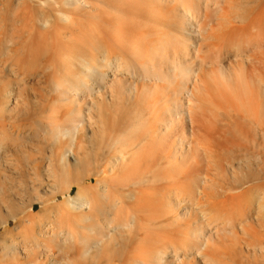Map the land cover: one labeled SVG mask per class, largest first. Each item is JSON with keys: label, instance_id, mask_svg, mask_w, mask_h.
<instances>
[{"label": "rangeland", "instance_id": "374dc122", "mask_svg": "<svg viewBox=\"0 0 264 264\" xmlns=\"http://www.w3.org/2000/svg\"><path fill=\"white\" fill-rule=\"evenodd\" d=\"M89 1H90V5H88V6H83V5L78 6V5H74V3H71V0H69L68 2L71 5L69 4V7H67L68 5L66 6V4L62 5V3H64V0H0V264H145L143 261L144 259H142L141 256L146 257L147 255L150 256L153 254H156V255L155 256L153 255L150 257L149 264L150 263L151 264H158V262H157V253L158 252L157 251L160 252L162 250H164L166 253L160 255L162 258V261L160 264H203L201 261V258H202L201 256L203 253H207V252H209L208 254H210V253L212 255L214 254L215 258L217 257L216 258L217 260L216 259L214 260L217 262V264H219V263H221V264H264V251H263L264 250V246H263L264 245L263 244L264 236H262L263 235L262 233H264V225H263L264 224V186H263L264 183H262V182H264V180H263L264 179V169H263L264 168L263 167L264 166L263 165L264 164V158H263L264 156L262 154V152L264 151V147H262L264 144L263 143L264 135H262V134H264V133H262V131H264V130H262L261 127L257 128V126L256 125L254 126V124L252 122H249V121L247 122L246 120L243 121L244 120L243 118L233 116L232 118L229 119L227 117V114H226L227 113L226 111L229 110V108L226 111H225V109H223L222 110L223 112L221 111L220 113L217 111V113H219L221 115H223V113H224V115H223L224 117L221 116L222 118H219L220 116H218V115H217L218 117H214V115L216 116V114H217V113L214 114L215 111H214V113L210 112V115H209L210 118L212 115L213 119L214 118L220 119V123H218V121L216 119H214V121L218 123V129H217V133L215 135L216 140H214V139L211 140L214 143L212 145L216 146L215 149L211 148L212 152H214L213 155H215V157L213 155L212 156L207 155L210 153L212 154L211 150L207 154L193 152V154L190 155L192 158L195 159L194 160L195 165L196 166L200 165V167H202L201 173L203 175L200 173H196L194 176L187 178V172H188V170H190L192 168V166H189L188 164L183 166L182 172L180 174V179H182V180L184 179V182H189V183L197 180L198 187H197L196 193L193 192L190 195H188V194L182 195L179 198L178 202L174 203L173 206H171V208L174 209L173 212H171V213H173V215L175 214L176 216H180V219H182L179 221L180 224L177 223L178 227L176 226V228L178 230L181 227V229L179 231L191 230L192 232L195 233V231L197 230L196 226H198V225H200V228H201L202 224H204L208 227L207 229L204 230V237L202 238L203 241L201 240L200 244L196 245V243H194V242H193L194 244L191 243L190 246L186 245L185 242H181L179 244L178 240H179V238H181L180 237V236H182V234H181L179 237H177L178 240H176V237L174 238V240L177 241V243H176L177 246L182 244L181 247L179 246L182 251H180V252L177 251L179 255L174 256V248L171 247V245H173L174 243H172V244L170 243L171 240H169V237L171 238L172 235H169V234H171L172 232H175V235H176V233L179 231H177L176 228L173 229L168 224L172 223V220H174L173 217H175V216H171L172 214L169 213V214H167L168 216L166 215L168 218L171 216L169 219L164 216L165 219L161 218V219H159V221L148 220L149 218H147L146 214H148V217H149V216H151L152 213L156 214V212H158L159 210L161 211L163 208L168 207L167 199H168V194H169L170 188L168 187L169 186L168 184L165 185L167 183L166 182L167 180H165V179L162 182H157V183L145 182V183H142L140 185H138V184L132 185L131 184L129 186H127V182H126L125 178L122 180H116L113 183L110 182L112 184V187L114 186L113 189L115 188L119 192L128 193V192H131V191L134 192L135 190H137V191H135L137 193V196H135V198H134V195H136V193L134 192L135 194L134 193L132 194L133 198H131V200L128 202V206L133 207L132 208L133 210L130 211V212H132V214L134 211V214L138 215L137 216L138 225H137V222L134 223V225L129 227V230H125L126 231L125 233H124V231L120 232V231H115L112 229L109 230L108 228H105L103 230H100L97 234H93V233L91 234V232L87 229V227L86 228L84 227V226H88L94 222L97 223L98 221L102 224L104 221V218H106V213H105L106 210H104L103 212L101 210L96 212V218H94L90 221L89 220H87V221L83 220L80 217H79L78 221L77 220L73 221L71 218H69L66 215V213H64L61 210V207L63 206L62 202L64 199V195L60 193L61 190H64L66 187H68L70 185V183H72L76 178L83 180V177H85L89 173L97 172V171L103 169L104 165L109 161V159L112 156H114L115 152L117 151L116 150V149H118L117 146H115L113 148H109L106 146L107 139L102 138L103 137L102 135H105L104 132L108 131V133H109V130H113L114 128L117 127L118 122H119L120 126L122 127V129L127 128L128 126H130L131 122H134V120L136 118V115H135L136 111L139 109L144 111L146 109V106L144 103H141V102H138L137 100H134L133 97H132V100L129 99V96H128L129 92H127V91L129 90L128 87H130V83L133 84L132 78L129 79L130 83L129 84L127 83L128 85L126 83H123V82L121 85V82L117 81L118 82L117 86L119 85L118 91H121L120 92L121 94L118 95L117 97H115L116 101L114 100L112 102L113 103L112 104L111 102L99 100V103H100L99 105L101 107L99 111L102 110L101 113L103 114L104 122L106 124L104 123L105 124L104 129L101 131L100 135H97L96 140L94 139L95 137L91 136V133L88 129V126H90V124L87 122L88 117H86V119H85L84 127L82 125L80 127H77L76 132H71L70 134H68V130L63 129V130H65L64 134H57L56 130L58 128L61 129L63 127L67 128L70 126V125H68L70 123V119H68V118L70 116H72L75 111H78L77 110L78 107L86 116L91 111V101H93L95 99V97H97L96 95H98V94L110 95V91H108L105 87V88H101L100 92H98V90H99L98 89L97 91H95L93 93H88L86 95H79L77 102H72L71 100L65 99L62 90L60 89V91H59V89L56 87L55 83L58 81L57 79L65 80L68 77V79L70 78L71 80H73V79L78 80V79L84 78V77L87 78L88 77L87 75L89 74V72H88V69H86L85 66L83 65L84 60L82 61V55L87 56L90 59L91 58L93 59V57L95 55H96L95 57H99L102 55L101 51L104 50L105 46H103V49H101L100 47H102L101 44H104L105 42H104V40L102 41L104 43H102L100 41H101V39H103L102 33H105V31H106V34L107 33L110 34L111 32L114 34V37H115L114 39L116 41L118 40L119 46H121L120 45L121 43L126 42V40H127V43H129V42L131 43V44L129 43L130 45H134L133 42H135V43L140 42L141 45L144 46L143 48L146 47L145 48V51H146V49L151 44L149 42L150 44L148 45V42H147V45H148V47H147V45L145 44L147 39H148V41L152 42V41H155L154 39H156V37H157V36H152L151 32L156 31L153 28H154V24L158 22L157 18H155V15L157 16V14L159 13L158 11L162 10V11H164V13L166 11L172 12L173 10H176L180 7L182 9V6H183V5L178 6V3H175V2H179V4L184 3V6L187 5V3H188V0H145V1L144 0H137V2H136V0H130V1H128V0H89ZM208 1L212 2L213 0H194L193 3H195V4L192 3V0L190 1L191 4L193 5V6L192 5H190V6H192V8L194 7V9L192 11L196 17V21L194 20L195 24L193 23V25H192V23L188 22L190 25H188V28H187L188 31L187 32L190 33L191 36L196 37V35H198V38H201V36H202L201 34H203V31H204V34H209V31H207V28L209 27V25H210L209 23L211 22L210 26H213L212 24H214L213 29L215 28L214 29L215 31L213 32L212 31L213 29L211 27H209L208 30L211 29V32L213 34H218L219 38H220V36L223 34V32H225L227 29L223 30V32L221 31L222 27L225 28V24L222 23L224 20L221 19L220 16H218V19H217V17H216L217 13H219V12H220V14L224 13V12L226 13V11L223 12V10L227 6V9L232 8L231 13H229V17H227L226 15L228 14V12L230 10L227 12V14H225L226 18H230V15H233L232 13H234V11H236V8L238 10L239 7H240L239 9H241V8L243 9L245 7L244 6L245 0L244 1L243 0H240V1L237 0L235 2H234V0H232L234 2L235 6L233 4H231L229 2V0H219L220 6H218L217 9L214 6L212 7L211 5L208 6L209 5ZM142 2H145V4L147 3L146 4L147 7H145L146 5L144 3L142 5ZM165 2L168 4H165ZM228 2L230 3V6H229ZM246 2H248V1H246ZM255 2H256V0H255ZM149 3H150V5H149ZM161 3H163L164 5H162ZM205 3H207V4H205ZM50 4H52V5H50ZM252 4H255V3H249V2L247 3V5H249L251 7H252ZM63 6L65 8H67L66 9L67 13H70L73 15V16L71 15V17L75 16V18H73V23L71 22V24L70 23L67 24V22L65 21V24H64V21H62V20L60 21L59 11H61V8ZM140 6L141 7L143 6L142 9H140ZM153 6H154V8H153ZM156 6H157V8H155ZM174 6H178V7H174ZM151 7H152L153 11H155V12H153L150 9ZM220 7H224V8H222L223 10ZM251 7L247 6V10H245V8H246L245 7L244 11H246V12L250 11V14H251L253 12V10H248ZM57 8H59L60 10L57 11ZM65 8H63L62 10L65 11ZM144 9H145V11H144ZM155 9H157V10H155ZM150 11H152V12H150ZM176 11H175V14L171 15V16H174V18L172 17V19H175L177 17ZM244 11H243V13H244ZM167 12H166V14H167ZM207 12L209 13V15ZM246 12L244 14H246ZM160 13H163V12L160 11ZM160 13L158 15H160ZM164 13L158 17L161 18L162 15L165 17L166 14L164 15ZM240 13L241 14L238 15L239 16L238 18L244 16V15L241 16L243 14L241 11H240ZM253 13H252V15H253ZM112 14L116 15V16L114 15L115 16V22L112 20V18H113ZM136 14H137V16H136ZM150 14H153L154 17ZM238 14H239V12H238ZM247 14L250 15L249 13H247ZM247 14L245 15L246 19L251 18V16L249 17ZM235 16H237V15H235V13H234V16H232L233 19L227 20L225 18L227 20L225 22L228 23V22L233 20V23L236 24V22L240 21L241 19L236 20L237 17L235 18ZM133 17H135L136 19ZM164 17L161 18L162 20L159 19L161 21V23H163V21H166V19L171 18L170 14L168 17H166V19ZM117 18H118V20H116ZM148 18H150V19H148ZM206 18H208V20H210V21H208L209 23L206 22ZM244 18H242L243 22H244ZM49 19H50V26H49ZM177 19H181V17L180 16L177 17L175 19L174 23H176L178 21ZM204 19H205V21H204ZM153 20H155V21H153ZM168 20H170V19H168ZM53 21H56L57 23L53 22ZM134 21H136V22H134ZM144 21L145 22L151 21L150 22L151 24L149 23L147 25V23H144L147 26L146 27L144 26L141 28V30L145 29L144 31H145V34L147 33V35H149L148 32H150V37L144 38V41H143V35L145 36V34H141V33H143L142 31L137 32L139 29L137 30L136 26L139 27L138 26L139 24H140V27H141V25L143 26ZM180 21L181 20H179L178 22L180 23ZM218 21H219V24L221 23L224 26H219ZM220 21H222V22H220ZM171 22H173V21H171ZM44 23H46V24H44ZM60 23H62L65 26L67 24V26H66L67 29ZM137 23H139V24H137ZM205 23H207V25L208 24L209 25L206 26ZM238 23H237V25H238ZM133 24L135 26H133ZM152 24H153V26H151ZM164 24H166V22ZM202 24H204V27H202L203 26ZM241 24H239V25H241ZM45 25H47V26H45ZM52 25H54V27ZM228 25H231V24L229 23ZM60 26H63V27L60 28ZM151 27H152V29H151ZM55 28H56V31L52 32L51 30H54ZM59 28L61 29L60 33L62 32L61 33L62 36L66 37V38L62 37L61 35H59L60 33H58V35L61 37V39H63L62 43H61V40L58 38L59 36L57 37V32H59ZM96 28H98V30ZM226 28H227V25H226ZM62 29L66 32L64 33ZM200 29L202 30V33H200V31H201ZM218 29H220V31ZM95 30H96V32H95ZM131 30L132 31L137 30V31H135V33L133 31V33H132ZM162 30H163V28H162ZM205 30H206V32H205ZM75 31H77V32H75ZM102 31H104V32H102ZM124 31L127 34L126 33L124 34ZM165 31L166 30H164L163 35H165ZM48 32L51 34H49ZM67 32H68L69 36L66 34ZM97 32H100L101 34L99 35ZM54 33H56L54 36H50V35H53ZM63 33L66 35H64ZM71 33L73 36L75 34V36L73 37L71 35ZM137 33H139V35H136ZM212 33H210L209 35L203 34L206 37L204 39H202V42L204 43V44L201 43L202 45L206 46L205 42H204L206 40L207 41L208 40L212 41V39L214 40V38L210 39L211 37H213V35H211ZM113 34H111V36H113ZM115 34H116V36H115ZM79 35L81 38L78 37ZM140 35L142 38L140 37ZM210 35H211V37H208ZM111 36H108V39L112 40L113 37H111ZM204 36H202V37H204ZM54 37H57L60 41L55 39ZM87 37L90 39H88ZM127 37L129 39H127ZM207 37L209 39H206ZM52 38H53V40L55 39L56 42L53 41ZM150 38L152 40H149ZM219 38L218 39L215 38V41H216L218 46L220 45ZM79 39H81V40H79ZM138 39H141V40L137 41ZM68 40L69 41L71 40L75 44L73 45L70 41L71 45H70V47L67 48V46H65V44L68 43L67 42ZM63 41L64 42L66 41V43L63 44ZM57 42L58 43L60 42V44L62 46L59 44L60 45L59 47L62 48L63 51L64 50L68 51V50H66V48L72 49V47H75L76 49H78V50L74 49L75 51L70 49V51H74L77 53V55H76V53H75V56L73 55L74 58L71 59L70 62L66 61V64H67L66 66H68V63H70V67L69 66L65 67V65H63V64H65V60L63 61V60H56L55 59V57H54V55L56 56L55 51H59V50H57L58 47L55 46L56 45L55 43H57ZM70 43H68L66 45L69 46ZM82 43H84V46ZM113 43H115V42H112V44ZM93 44H95V46H94L95 48L93 47ZM116 44H117V42H116ZM206 44L209 46L211 43L208 44L206 42ZM35 45H38V47L37 46L35 47ZM53 45L57 49H55ZM75 45H77V46H75ZM214 45H215V43H214ZM214 45L211 44L209 47L212 48V46H214ZM232 45L233 46H230V49L232 50V52H234L237 49L244 50L246 47L243 44L238 45V42H235V44L232 43ZM234 45H235V47H237V46L238 47L236 49H233ZM26 46L28 48H26ZM115 46L117 47L118 44ZM204 46H202V47H204ZM218 46L215 45L214 47L217 48ZM52 47L55 49V51H54V49H52ZM63 47H64V49H63ZM78 47H80V48H78ZM207 47H204V48L206 49ZM46 48H48V49H46ZM261 48H262L261 51H264L263 50L264 45H263V47L261 46ZM24 49L25 50L27 49L29 52L27 50L24 51ZM36 49H38V50L40 49L39 50L40 52L38 50L35 51ZM209 49L208 50L206 49L207 52L209 51ZM256 49L258 50V48H256ZM30 50L33 51L32 53H34V51H35V53L30 54L31 53ZM45 50H48L50 52H46ZM206 50H205V52H206ZM257 50H255V49L253 50V53H254V51H256L254 54L252 53L254 57L251 55L249 56V54H251V53H249L250 50L245 51V52H248L249 54L244 53V52H240L239 55H235V56L233 55V56H230L228 58H227V56H225L226 60L224 61V65H226V64L228 66L233 65L235 67L236 66L238 67V65L239 64L241 65L242 63L247 65L250 62L252 63V58L254 59L257 56V59H256L257 61L254 59L256 61V63L253 62V65H254L253 68L257 69L255 66L260 63V62L258 63V59H259V61H262L264 58V56H262L263 58L261 60V58L258 57L257 53H261V51H260V48H259L260 52H258ZM70 51H68V52H70ZM24 52L26 53V55H24L25 54ZM78 52H79V54H78ZM118 52H121V50ZM200 52H201V54L203 53V51H200ZM207 52H206V54H204V53L202 54V58L199 57L200 58L199 61H203L205 59V57L203 55H206L207 57L210 55L209 57H211L212 53L207 55ZM250 52H252V50ZM37 53H38V55H37ZM45 53L48 55V57ZM49 53H53V55H50ZM58 53H57V55H58ZM70 53H72V52H70ZM64 54L62 53V57ZM72 54H71V56H72ZM263 54H264V52H263ZM59 55H61V54L59 53ZM128 55H130V54L128 53ZM198 55H200L199 52L197 53L196 58L193 60L197 61L199 59ZM246 55L248 56V58H246ZM35 56H37V57H35ZM51 56H52L53 60H51ZM29 57H31L32 59ZM59 57H61V56H59ZM46 58H49V59H46ZM54 60H55V62L60 61L59 64H61L59 71L57 69V73L55 72L56 68H57L56 63L53 64ZM43 61L45 62L44 63L45 65L43 64ZM49 61L52 62L51 66L55 65L56 67L54 66L51 68L49 66V63H50ZM196 61H193V63H194V66H196V68L198 70V67H200L199 64L201 65V62L199 63L197 61V64L195 65ZM23 62H25V63H23ZM213 62H215L214 63L215 66H213V63L211 62L212 67H210L211 66L210 63H208V64H210V66L207 65V63L202 64L205 67L203 70L205 71L207 66L209 68L207 67L205 72H207L208 69L210 71L211 68L213 69V67H215L216 69L214 68V70H216V71L211 70V71H213L212 73H214V72L219 73V71H220L219 69H221V64L220 65H219V63L217 64L216 63L217 61H213ZM262 62H261V67H262ZM46 63H47V65H46ZM193 63H191V64H193ZM251 63H250V66H252ZM244 64L242 65V67L246 66ZM21 65L24 66L25 68L23 67V69H22ZM62 66L65 67L64 70H63ZM250 66H249V68H250ZM44 67H46V68L44 69ZM218 67H219V69H218ZM17 68L18 69L21 68L20 72ZM26 68H27V70H26ZM245 68H247L251 74L254 72L253 69H252V72L250 70L252 67L250 69L248 67H245ZM259 68H260V66H259ZM263 68L264 67L260 68L261 71ZM66 69H67V71H66ZM61 70H63L65 72L64 75L62 74ZM21 71H22V73H21ZM60 71H61V73H60ZM249 71L248 72L245 71V73H248L247 78L250 79L249 75H251V74H249ZM256 71L251 75V78L254 76V78H252L253 80L252 81H251V79L250 80L248 79V80L251 83L250 87L253 89V87L255 85V87L257 88V93H259V91H260V94L262 95V99H264V84L261 83L264 81L263 80L264 78L262 77V75H264V74H262V73H264V70L262 72H260L261 76L258 74L259 70L257 71V74H256ZM17 72H19V73H17ZM205 72H203V73H205ZM203 73H202V75H203ZM57 74H59V75H57ZM65 74L67 77H65ZM141 74H142V72H141ZM206 74L207 73H205L203 75V79H205V80H207ZM62 75L65 78L62 77ZM211 75H209V76H211ZM214 75H215V73L213 74V77H214ZM217 76L219 78H221L220 73ZM259 76L262 77L261 78L262 81L260 80L261 82L258 80ZM211 77H209V78L211 79ZM141 78L142 77H140V79L138 78V81L141 80ZM143 79H145V78H143ZM205 80H203V81L205 82ZM213 80L214 79L212 78V81ZM141 81H143V80H141ZM141 81H139V82H141ZM218 81H219L218 79H215L213 81L215 88H216V84L219 83ZM139 82H138V86L141 84V86H140V89H141V88H143V85H142L143 83L141 82L139 84ZM250 83L248 82V85ZM210 84L208 83V85H209L208 89L214 87V85H212V84L210 85ZM220 84H219V86L218 85L217 86L220 88L223 87L222 85L220 86ZM159 85H160V87L159 86L158 87L160 89L164 86V84H159ZM208 85H206V86H208ZM132 86L134 87V85H132ZM181 86H182V83L180 82V85L178 87L180 88ZM159 88H157V89H159ZM220 88L219 89L217 88V91L220 90ZM256 88H255V90H256ZM188 89H190V87H188V85H187V90ZM222 89L226 90L225 88H222ZM252 89L250 91H252ZM258 89H259V91H258ZM212 90H213V88H212ZM212 90L210 89L209 91L212 92ZM215 91L216 90H213L212 94ZM228 91L230 92L231 90L229 89L226 92H228ZM236 92H237V90L236 91L234 90L235 94H236ZM252 92L254 93V89ZM61 93L63 96L61 95ZM231 93H233V92L231 91ZM219 94H221V93H219ZM233 94H232V99H235L233 97ZM260 94H258V96H255L257 94H255V95L252 94L253 96L250 94L251 99L253 97V99L256 100L254 97H258L257 100L260 101V99H261V96H259ZM214 95H215V93H214ZM214 95H212L213 97L207 96V95L206 96L210 97V98L211 97L214 98L215 97ZM218 95L216 94V97H218ZM227 95L229 96V94H227ZM227 95H226V97L228 98ZM241 95L239 94V96H241ZM61 96H62V98H61ZM185 96L183 95V93L177 95V101L176 102H177V105L180 109H182V108L187 109V107H188V102L186 101L187 96L186 97ZM197 96L198 97L200 96L197 99L201 98V102L198 100L197 101L201 104L204 103L202 101L203 99H207L206 97L202 99V97H204V94L203 95L199 94ZM221 96H223V95H220L219 97H221ZM237 96H236V99L234 100L235 104L237 102L236 100H239L241 98V97H239V99H238ZM118 97H120V98H118ZM210 98H208V99H210ZM218 98H216V99H218ZM223 98H224V96H223ZM229 98H231V96ZM128 99L130 100L129 102H128ZM208 99L206 101H208ZM232 99H231V101H232ZM244 99H246V98H244ZM133 100L137 101V102H134ZM194 100H196V99H194ZM225 100L223 102H225ZM227 100H230V99H227ZM206 101H205V104H207ZM217 101H219V99ZM221 101H220V103L222 104ZM262 101H260V102H262ZM194 102L195 101H193L192 104ZM260 102H258V105L262 106L264 104V101L262 103H260ZM199 103L198 104L196 103L197 105L196 104H193V105L198 106V105H200ZM138 104L140 106H138ZM226 104H227V106L229 105L228 103H226ZM238 104H240V103H238ZM204 106H205L204 110L205 111L208 110V112H209L211 104L209 105L210 106L209 109L206 108L208 105H204ZM200 107L198 106L197 108H199V110H201L202 107L201 108ZM212 107H214V106H212ZM212 107H211V109H212ZM200 112H202V111H200ZM207 114H209V113H207ZM80 116H81V114H80ZM226 117H227V119H229L228 122L226 120ZM233 118H235V119L233 120ZM125 119H127V121ZM209 120H211V119H209ZM224 120H226V122L223 124ZM233 122H235V123H233ZM244 122H246V123H244ZM76 123L78 124L77 121H76ZM123 123H124V125H123ZM236 123L239 125L240 129L235 127ZM216 124H213V125L216 126ZM225 124H227V126ZM245 124H246V126H245ZM251 124H253V126H252L253 128H250ZM238 125H237V127H238ZM226 127L228 130L226 129ZM242 127H244L245 131L243 130ZM256 128H257V130L261 128V130L260 131L258 130V132H257ZM252 129H253V132H251ZM223 130L224 131L226 130V132L224 133ZM229 130H231L232 133H230ZM241 130H243V132ZM218 131H219V134H218ZM247 131L250 132V134H249L250 136H248L249 132L247 133ZM221 133L222 134L224 133L223 134L224 136ZM225 134H227V136ZM257 135H259V136H257ZM222 136H223V138H221ZM241 136H243V137H241ZM254 136H256V137H254ZM247 137L251 138L250 143H249L250 138L247 139ZM252 138H254V139L256 138V140L258 139V142H255L256 140H254ZM241 140L243 143L241 142ZM260 141H262V143H260ZM139 142L141 144V139ZM140 144L139 143H138V145L136 144V146L132 149V151L138 149ZM250 144L252 145V147H251L252 149H250V146H251ZM259 144H261L262 150L260 149ZM70 145L73 146V148ZM236 145H237V147H236ZM243 146H244V151H241V150H243V148H242ZM218 147L220 148L219 150H217ZM223 147H225V148L223 149ZM227 147H230V149ZM70 148L73 151H76V153H78L79 157H78L77 161L74 160L69 155V152L71 150ZM255 148L256 149L258 148V149L255 150ZM213 149H214V151H213ZM225 149H226V151H225ZM233 149L235 150V152ZM246 149L248 151H246ZM215 150H217V151H215ZM250 150H252V151H250ZM254 150L256 152H254ZM132 151H131V153H132ZM239 152H243L242 154H246V155L248 154V155L247 156L241 155V153H239ZM257 152H259V153L256 155ZM63 153H66V155H67L65 158L64 157L62 158ZM251 154L253 155V157L250 156ZM259 154H262V155H259ZM242 156L244 157V159H242ZM259 156H260L261 160L263 159V162H260V165H261L263 171L259 167V163H257V162L261 161L260 159L258 160ZM246 157H249V158H246ZM253 158H255V159H253ZM145 160H146L145 158L144 159L141 158L140 169L144 170L146 168L145 166L147 165V162ZM256 160H257V162H256ZM63 161H68L67 163H69V164L67 166H63L62 165ZM129 161H130V155L128 156V160L125 163L127 164ZM64 163H66V162H64ZM125 163L123 164V166H125ZM227 163L229 164V166ZM165 165H164V167H165ZM52 166L54 167V169L56 168V171H57V177H55L54 180L52 179L53 178L52 176L50 177L49 172H48V168L52 167ZM259 171L262 172V173L260 172L261 175H259ZM80 176L82 177V179ZM161 176L164 177L166 175L161 174ZM246 176H248V177H246ZM259 176L263 181H261V182L256 181V180H260ZM249 177H251V178L249 179ZM242 180L244 181V183ZM51 183H53V184H51ZM94 183H96V181H94ZM232 183H233V186H232ZM241 184H242V186L240 187ZM156 185L159 186V187H157V188H159L158 190H160V187L162 186L161 192L163 191L164 188H166V189H164L165 197H164V195H162L163 192H162V194L159 193L157 195V198L159 200L157 201V198L155 199L156 203H154L153 205H155V204L156 205H155V207L152 205V208H151V206H148L147 200H143L144 203H143V206H141L142 207L141 208L139 199L141 200V196L143 195L144 192H148V191H152L153 189H157V188H155ZM230 186H231V189H233V190L229 189ZM150 187H154V188L150 189ZM236 187H238V188H236ZM77 189H78L77 186H75L73 188V191H72L73 195L76 194ZM51 191H53V192L51 193ZM142 191H143V193H142ZM56 192L60 193L58 196H56L57 198L54 197ZM140 193H142V194H140ZM243 193H244V195H243V197H240V201H241V203H243L242 201H244L243 204H245V205L241 208L243 209L245 207L246 209H244V210H246V211H241V214H239L240 213V212H238V211H240L239 207L237 208V206H239V205L236 206L234 203V205L236 206L235 207L236 209H234V207L232 208L233 205L230 203V200H228V199H231L230 198L231 196H235L238 194L242 195ZM39 196H41L42 200H40V202L39 201L37 202V198ZM246 196L248 199H250L249 205L247 202L248 199L245 198ZM162 197H163V199H161ZM235 197L237 198L238 196H235ZM251 197H253V198H251ZM243 198L246 200H244ZM237 200H239V198H237ZM232 201H234V200L232 199ZM33 202H35V204H34L35 205V211H34L35 215H34L33 220L30 221L28 219V217L26 216V211L28 209V208L26 209V207L29 206ZM137 202H139V204H137ZM157 202H159V203H157ZM220 202H223L222 204L223 205L225 204L226 207H228L227 202H229L228 204L230 205L229 207H231V208H229V207L226 208V210H228V212L227 211L222 212V210H225L223 207H221L222 208V210L220 209L221 211L220 210L218 211L217 209L214 210V207L216 206V204H218ZM213 203H216V204L213 205ZM237 203L240 204V202H237ZM222 204L220 206H222ZM138 205H139V207H138ZM242 205H240V206H242ZM135 206H137V207H135ZM145 206H147V207H145ZM134 207H135V210H134ZM137 208H139V209H137ZM140 208H141V210H140ZM203 209H204V211H202ZM229 209H230V211H229ZM232 209L235 212L233 211L234 213L231 214L229 212H231ZM262 210H263V212H262ZM219 212H220V214H218ZM221 212L224 214H222ZM260 212H262V213H260ZM215 213L219 216L222 214V216H220V217H222V219L224 221L223 220L222 221L221 220H215L217 218V216L214 217ZM243 213H245L246 215ZM230 214L233 215V218H232V220L228 221V219L231 218ZM204 215L206 216V218L204 217ZM223 215H227L226 218ZM213 217L215 219H213ZM236 218H237V220H236ZM68 219H70V220H68ZM259 219L260 220L262 219V221H261L262 223H260V222L258 223V221H260ZM6 220H9L11 223L8 227H7V224L5 222ZM247 220H248V222H245ZM243 221H244V224H243ZM147 222L149 225L147 224ZM165 222H166V224H164ZM168 222H170V223H168ZM230 222H233V223L231 224ZM142 223H143V225H142ZM144 223H145V226H144ZM214 223H215V225L217 223L219 224L217 226V230L219 232H221L223 230V232H221V233H223L222 235L220 233H218V234H220L219 237L221 236V238L217 237L216 232H214V230H216V229H214L213 232H211V227L214 226ZM240 223H242V224H240ZM209 224H211V226ZM245 224H247V225H245ZM220 225H222V227ZM229 225L230 226L232 225L231 229H229V227H230ZM241 225H243V226L245 225V227L243 228V231H242ZM232 227H233V229H232ZM246 227L249 229V232H247L248 229H247V231H245L248 234L244 233V229ZM225 228L226 229L228 228V229L226 230ZM61 229H63V230H67V229L68 230H74V232H76V235L80 236V237L82 234H84L86 236V235H88L87 233H90L91 235H89V236L91 238L97 239V237H98V239L96 241L100 240L101 242L99 244L97 242H96L97 244L93 243L90 246L85 242L83 243L81 240H80L81 242L80 241L76 242L74 240L73 242L64 243V242H62L63 238L60 237V233H61V231H63ZM158 229H159V232H158ZM160 229H161V232H160ZM87 230H88V232H87ZM260 230H262V231H260ZM202 232H203V229H202ZM224 232H226V233H224ZM259 232H262V233H260V235L259 234L258 235L263 237V238H261V240L263 241L262 242L263 245L260 244L261 242H259V241H258V243H259V245H262L263 248L260 246H258L257 248H255V247L252 248L253 246H255L257 244V240H259L260 237H258V238L256 237L257 240H256L255 245L251 246V248L248 247L247 246L248 242H249V244L250 243L252 244V241L254 240V238H253V237H255L254 233L257 234ZM159 233L160 234L163 233L164 235L160 236ZM167 233H169V234H167ZM212 233H214V234H212ZM172 234H174V233H172ZM156 235L160 236L161 238H164V236H165L167 242H163L161 240V238L157 237ZM166 235H167V237L169 236L168 237L169 242L167 240ZM223 235H224L223 241L226 240L228 242L226 245V246L229 245L228 248H226V246L223 247V245H222V244H225L224 242L221 241ZM156 237H157V240H159V241L161 240L162 242L156 243V242H159V241L155 240ZM172 240H173V238H172ZM181 240H182V238H181ZM182 241H184V240H182ZM179 242H180V240H179ZM196 242L198 243V241H196ZM147 243H149V244L147 245ZM176 244H175V246H176ZM183 244L185 245V247ZM186 246H188V248ZM179 247H177V248H179ZM259 247L261 249H263L262 252L259 249ZM254 249H256V250L258 249V251L256 252V250H255V252H256L255 253ZM136 250H139V251H136ZM143 250H146L145 253ZM224 250H227V251L224 252ZM134 251H136L137 253L136 254L133 253ZM137 254L139 255V257ZM216 262L215 263L213 262V263L216 264Z\"/></svg>", "mask_w": 264, "mask_h": 264}, {"label": "bare ground", "instance_id": "6f19581e", "mask_svg": "<svg viewBox=\"0 0 264 264\" xmlns=\"http://www.w3.org/2000/svg\"><path fill=\"white\" fill-rule=\"evenodd\" d=\"M69 0H64V3H62V5H64V4H66V6L67 7H69V2H68ZM128 1H130V0H128ZM145 1V0H144ZM191 1V0H190ZM189 0H188V3H187V5H185L184 6V3H180L179 4V2H175V3H178V6H182V9H181V7L180 8H178V9H176V10H173L172 12L171 11H169V12H167V14H166V12L164 13V11H162V10H159L158 12L160 13V11L161 12H163L164 13V15H165V17L162 15V17H164L165 19H166V17H168L169 16V14H170V17L171 18H168V19H170L171 21H173V22H171L170 20H168V19H166V21H163V23H161V21L160 20H162L161 18H159L158 16H161V14H163V13H160V15H158L157 14V16L155 15V18H157V23H153L154 24V30H156V31H154V32H151V34H152V36H157L156 37V39H154L155 41H148V39H147V41H146V45H147V42H148V45H149V47H148V45H147V49H146V51H145V48H143L144 46H142L141 45V43L140 42H138V43H135V42H133L134 43V45H130L129 43H127V40H126V42H123V43H121L120 45L121 46H119V42H118V40L116 41L114 38V34L111 32L110 34L109 33H107L106 34V31H105V33H102V37H103V39H101V41L100 42H102L103 40H104V42H102V43H104V44H101V46L102 47H100L101 49H103V46H105V48H104V50L103 51H101V56H99V57H93V59L91 58H88L87 56H83L82 55V61L84 60V63H83V65L85 66V68L86 69H88V72H89V74L87 75L88 77L87 78H80V79H78V80H75V79H73V80H71L70 78V80L68 79V77L66 76V74H65V77H67V79H65V80H61V79H57L58 81L55 83L56 84V87L59 89V91H60V89L62 90V92H63V94H64V98L65 99H67V100H71L72 102H77V100H78V98H79V95H86V94H88V93H93V92H95V91H97L98 89V92H100L101 91V88H105L106 87V89L108 90V91H110V95H103V94H98V95H96L97 97H95V99L93 100V101H91V111L85 116L84 115V113L79 109V107L77 108V110L79 111H75L74 113H73V115L72 116H70L68 119H70V123L68 124V125H70L69 127H63V128H58L57 130H56V133L57 134H64V131L65 130H68V134H70L71 132H76L77 131V127H80L81 125L84 127V125H85V119H86V117H88L87 118V122L90 124V126H88V129H89V131H90V133H91V136L92 137H95L94 139L96 140V138H97V135H100V133H101V131L104 129V126H105V122H104V117H103V114L101 113L102 112V110L101 111H99L100 110V103H99V100L100 101H106V102H113L116 98L115 97H117L118 95H120L121 93V91H118V88H119V85L117 86V83L118 82H121V85H122V82L123 83H130L129 82V79H133V84L132 83H130V87H128L129 88V90L127 91V92H129V99L130 100H132V97L134 98V100H137L138 102H141V103H144L145 104V106H146V109L143 111V110H137L136 111V118H135V120H134V122H131V124H130V126H128L127 128H125V129H122V127L120 126V124H119V122H118V124H117V127L116 128H114L113 130H109V133H108V131L107 132H104L105 133V135H102L103 137L102 138H104V139H107V143H106V146L107 147H109V148H113V147H115V146H117V148L118 149H116L117 151L115 152V154H114V156H112L110 159H109V161L104 165V167H103V169H101V170H99V171H97V172H91V173H89L88 175H86L85 177H83V180H80L79 178H76L72 183H70V185L68 186V187H66L64 190H61V194H63L64 195V199H63V202H62V204H63V206L61 207V210L64 212V213H66V215L69 217V218H71L73 221L74 220H77L78 221V219H79V217L81 218V219H83V220H92V219H94V218H96V212H98V211H104V210H106L105 211V213H106V218H104V221H103V223L101 224L98 220V222L96 223V222H94V223H91L90 225H88V226H84L85 228L87 227V229L91 232V234L93 233V234H97L100 230H103V229H105V228H108L109 230L110 229H112V230H115V231H120V232H122V231H124V233L126 232L125 230H129V227L130 226H132V225H134V223H136L137 222V214H134V211H133V214H132V212H130L131 210H133L132 208L133 207H130V206H128V202L131 200V198H133V196H132V194L135 192V191H137V190H135L134 192L133 191H131V192H128V193H123V192H119V191H117L115 188V190L113 189V187H112V184L110 183V182H114V181H116V180H122V179H126V182H127V186H129V185H140V184H142V183H145V182H150V183H157V182H162L164 179L165 180H167L166 182V184L165 185H169L168 187L170 188V191H169V194H168V199H167V203H168V207H166V208H163L161 211L159 210L158 212H156V214H154V213H152L151 214V216H149L148 217V214H146L147 215V218H149L148 220H150V221H159V219H161V218H164V216L165 217H167L168 215L167 214H172L171 216H175V217H173L174 218V220H172V223L171 224H168L169 226H171L173 229H175L176 228V226H177V223H179V221L180 220H182V219H180V216H176L175 214L173 215V213H171V212H173V208H171V206H173V204L174 203H176V202H178V200H179V198L182 196V195H190V194H192L193 192H195L196 193V190H197V187H198V183H197V180H195V181H193V182H184V179L182 180V179H180V174H181V172H182V169H183V166L184 165H186V164H188L189 166H192V168L190 169V170H188V172H187V178H190V177H192V176H194L196 173H200V174H202L201 173V171H202V167H200V165H198V166H196L195 165V159L194 158H192L190 155H192L193 154V152H197V153H203V154H207L210 150H211V152H212V149L211 148H214L215 149V147L216 146H214V145H212V144H214L211 140H216L215 138H216V133H217V129H218V123H220V119L219 118H222L221 116H223L224 115V113H223V115H221V114H219L223 109H225V111L229 108V110H227L226 112V114H227V117L230 119V118H232L233 116L234 117H239V118H243L244 120L243 121H249V122H252L253 124H254V126L256 125L257 126V128H259V127H261L262 128V130H264V104L262 105V106H260V105H258V102H260V101H264V99H262V95L260 94V91H259V89H258V91H259V93H257V88L255 87V85H254V87L256 88V90H255V88L253 87V89H254V93L255 94H257V95H255L252 91H253V89L250 87L251 86V83H250V79H251V81L253 80L252 78H254V76L251 78V75L257 70H259L258 72V74L261 76V73L260 72H262L263 70H264V68L262 69V71H261V69L260 68H262V67H264V58L262 57V56H264V54H263V52L264 51H261L262 50V48H261V46L263 47V45H264V0H256V2H255V0H245V10H247V6L248 7H251V6H249V5H247V3L249 2V3H255V4H252V9L251 8H249L248 10H253V15H252V13L250 14V11H248V12H246V11H244V8L241 10V9H239L238 8V10H237V8H236V11H234V13H235V15H237V16H235V18L237 17V19L236 20H240V21H238V22H236V24L235 23H233V20L232 21H230V22H228V23H226L225 21H227V20H229V19H233V17L232 16H234V13H232L233 15H230V18H226V16L227 17H229V13H231V9H227V6L224 8V7H220L221 9L222 8H224V10H223V12L224 11H226V13L224 12V13H221L220 14V12L219 13H217V19H218V16H220V18L221 19H223L224 21L222 22V21H220V22H222V23H224L225 24V28L224 27H222V29H221V31L223 32V30H226L225 32H223V34L220 36V38H219V35L218 34H213L212 32H211V29H209L208 30V28L209 27H211L212 29H213V27H214V24H212L213 26H210L211 25V22L209 23L208 21H210V20H208V18H206V22H208L209 24V27L207 28V31H209V34L210 33H212L211 35H213V37H211V35L210 36H208V37H211L210 39H212V38H214V40L212 39V41L215 43V45L216 46H218L217 45V43H216V41H215V38L216 39H218L219 38V42H220V45L216 48V47H214L215 45H214V43L212 42V41H210V40H206V39H209L208 37L205 39L206 41H204L205 42V45L206 46H204V45H202V44H204L203 42H202V39H204L206 36H204V35H209V34H204V31H203V34H201L202 36H204V37H202L201 36V38H198V35H196V37H194V36H191V34L190 33H188L187 31V28H188V25H190L189 23H192V25H193V23L195 24V22H194V20L196 21V17H195V15L193 14V9H194V7L192 8V4H191V2H190ZM232 1V0H231ZM230 0H229V2L231 3V4H233L234 6H235V4H234V2L235 1H237V0H234V2L232 3ZM240 1V0H239ZM244 1V0H243ZM246 1H248V2H246ZM136 2H137V0H136ZM149 2V1H148ZM151 2V1H150ZM156 2V1H155ZM162 2V1H161ZM167 2V1H166ZM165 2V4H168V3H166ZM194 2V0H192V3ZM209 2V5L208 6H214L216 9L218 8V6H220V4H219V0H213L212 2H210V1H208ZM228 2V3H229ZM71 3H74V5H78V6H88V5H90V1L89 0H71ZM135 3V2H134ZM143 3L145 4V2H142V5H143ZM230 3H229V6H230ZM242 3V2H241ZM128 4V3H127ZM139 4V3H138ZM147 4V3H146ZM145 4V5H146ZM162 5H164L163 3H161ZM193 4H195V3H193ZM205 4H207V3H205ZM244 4V3H243ZM50 5H52V4H50ZM71 5V4H70ZM149 5H150V3H149ZM160 5V4H159ZM158 5V6H159ZM161 5V6H162ZM176 5V4H175ZM190 5H192V6H190ZM232 5V6H233ZM121 6V5H120ZM124 6V5H123ZM127 6V5H126ZM131 6V5H130ZM133 6V5H132ZM136 6V5H135ZM178 6H174V7H178ZM207 6V5H206ZM55 7V6H54ZM139 7V6H138ZM143 7V6H142ZM142 7L140 6V9H142ZM145 7H147V5L145 6ZM160 7V6H159ZM238 7V6H237ZM63 8H65L64 6L61 8V11H59V19H60V21L62 20V21H64V24H65V21L67 22V24L68 23H70L71 24V22L73 23V18H75V16L74 17H71V15L72 14H70V13H67V11H66V9L67 8H65V11L64 10H62ZM153 8H154V6H153ZM155 8H157V6L155 7ZM219 8V9H220ZM229 8V7H228ZM122 9V8H121ZM120 9V10H121ZM132 9V8H131ZM152 11H153V9H152V7L150 8ZM160 9V8H159ZM162 9V8H161ZM172 9V8H171ZM181 9V10H180ZM234 9V8H233ZM56 10V9H55ZM58 10H60L59 8H57V11ZM77 10V9H76ZM138 10V9H137ZM155 10H157V9H155ZM179 10V11H178ZM230 10V11H229ZM54 11V10H53ZM136 11V10H135ZM144 11H145V9H144ZM149 11V10H148ZM152 11H150V12H152ZM175 11H176V16L177 17H181V19H177L178 21L179 20H181L180 21V23L177 21L176 23H174L175 22V19L177 18H175V19H172V17L174 18V16H171L172 14H175ZM196 11V10H195ZM219 11V10H218ZM221 11V10H220ZM229 11V12H228ZM233 11V10H232ZM239 12V14H238V12ZM240 11L243 13V11H244V13L246 12V14L247 13H249L250 15H248L249 17L251 16V18H249V19H246V14H242L241 16H243V17H240V18H238L239 16L238 15H240L241 13H240ZM79 12V11H78ZM138 12V11H137ZM143 12V11H142ZM153 12H155V11H153ZM222 12V11H221ZM227 12H228V14H227ZM53 13V12H52ZM74 13V12H73ZM141 13V12H140ZM147 13V12H146ZM178 13V14H177ZM196 13V12H195ZM208 13V12H207ZM237 13V14H236ZM70 14V15H69ZM116 14V13H115ZM114 14V15H115ZM219 14V15H218ZM225 14H227L226 16H225ZM113 15V14H112ZM113 15V18H112V20L115 22V16ZM135 15V14H134ZM149 15V14H148ZM150 15H152L153 17H154V15L153 14H150ZM207 15V14H206ZM208 15H209V13H208ZM207 15V16H208ZM223 15V16H222ZM57 16V15H56ZM73 16V15H72ZM136 16H137V14H136ZM141 16V15H140ZM211 16V15H210ZM118 17V16H117ZM150 17V16H149ZM152 17V18H153ZM245 17V18H244ZM109 18V17H108ZM121 18V17H120ZM133 18H135V17H133ZM139 18V17H138ZM151 18V19H152ZM227 20H226V19ZM242 18H244V22H243V19ZM248 18V17H247ZM55 19V18H54ZM77 19V18H76ZM75 19V20H76ZM136 19V18H135ZM141 19V18H140ZM148 19H150V18H148ZM160 19V20H159ZM164 19V20H165ZM246 19V20H245ZM56 20V19H55ZM111 20V19H110ZM111 20V21H112ZM116 20H118V18L116 19ZM138 20V19H137ZM136 20V21H137ZM168 20V21H167ZM77 21V20H76ZM136 21H134V22H136ZM139 21V20H138ZM137 21V22H138ZM143 21V20H142ZM153 21H155V20H153ZM160 21V22H159ZM204 21H205V19H204ZM47 22V21H46ZM53 22H56V21H53ZM151 22V21H150ZM150 22H143V26L141 25V27H140V24L139 23H137V24H139L138 26L139 27H137L136 26V28H137V30H135V31H137V32H143V33H141V34H145V29H143V30H141V28L142 27H146ZM166 22V24H164ZM189 22V23H188ZM235 22V21H234ZM48 23V22H47ZM57 23V22H56ZM144 23H147V25L146 24H144ZM202 23V22H201ZM213 23V22H212ZM231 24V25H228V24ZM237 23H238V25H237ZM242 23V24H241ZM44 24H46V23H44ZM60 24H62V23H60ZM67 24H66V26H67ZM113 24V23H112ZM111 24V25H112ZM136 24V23H135ZM151 24V23H150ZM153 24L151 25V26H153ZM218 24H219V21H218ZM234 24V25H233ZM239 24H241V25H239ZM48 25V24H47ZM47 25H45V26H47ZM63 25V24H62ZM123 25V24H122ZM203 26L202 27H204V24H202ZM205 25L206 26H208L207 25V23H205ZM226 25H227V28H226ZM49 26H50V19H49ZM53 27H54V25H52ZM56 26V25H55ZM66 29H67V27L65 26V25H63ZM63 26H60V28H62ZM69 26V25H68ZM133 26H135L134 24H133ZM218 26V25H217ZM219 26H224L223 24H219ZM59 27V26H58ZM99 27V26H98ZM132 27V26H131ZM149 27V26H148ZM59 28V32H57V37L59 36V35H61L62 36V32L60 33V31H61V29ZM70 28V27H69ZM76 28V27H75ZM162 28H163V30H162ZM219 28V27H218ZM49 29V28H48ZM53 29V28H52ZM58 29V28H57ZM65 29V30H66ZM71 29V28H70ZM69 29V30H70ZM97 30H98V28H96ZM124 29V28H123ZM148 29V28H147ZM151 29H152V27H151ZM202 29V28H201ZM200 29V30H201ZM215 29V28H214ZM212 30L213 32L215 31V30ZM63 30V29H62ZM104 30V29H103ZM107 30V29H106ZM114 30V29H113ZM116 30V29H115ZM126 30V29H125ZM164 30H166L165 31V35H163L164 34ZM219 31H220V29H218ZM52 32H55L56 31V28L54 29V30H51ZM68 31V30H67ZM79 31V30H78ZM94 31V30H93ZM108 31V30H107ZM112 31V30H111ZM132 31V30H131ZM134 31V30H133ZM133 31H132V33H133ZM135 31H134V33H135ZM153 31V30H152ZM63 32L65 33L66 31H64L63 30ZM73 32V31H72ZM75 32H77V31H75ZM95 32H96V30H95ZM101 32V31H100ZM100 32H97L99 35L101 34ZM102 32H104V31H102ZM122 32V31H121ZM129 32V31H128ZM205 32H206V30H205ZM49 33V32H48ZM58 33H60L59 35H58ZM63 33V34H64ZM126 32L124 31V34H125ZM131 33V34H132ZM149 33V35H147V33L145 34V36L143 35V41H144V38H149L150 37V32H148ZM156 35H155V34ZM200 33H202V30L200 31ZM208 33V32H207ZM49 34H51V33H49ZM56 33H54L53 35H50V36H54ZM67 35H68V32L66 33ZM66 34H64V35H66ZM81 34V33H80ZM83 34V33H82ZM111 34H113V36H111ZM122 34V33H121ZM127 34V33H126ZM71 35H72V33H71ZM111 36V37H113V39L112 40H110V39H108V36ZM134 35V34H133ZM136 35H139V33H137ZM147 35V36H146ZM48 36V35H47ZM69 36V35H68ZM73 36V35H72ZM74 36H75V34H74ZM73 36V37H74ZM83 36V35H82ZM115 36H116V34H115ZM124 36V35H123ZM122 36V37H123ZM131 36V35H130ZM41 37V36H40ZM57 37H54L55 39H57V40H61V43H62V40L63 39H61V37L59 36L58 38ZM62 37H65V36H62ZM79 38H81L80 37V35L78 36ZM126 37V36H125ZM140 37H141V35H140ZM66 38V37H65ZM70 38V37H69ZM88 38V37H87ZM110 38V37H109ZM139 38V37H138ZM142 38V37H141ZM53 40V38H52V40L53 41H55L56 42V40ZM68 39V38H67ZM66 39V40H67ZM71 39V38H70ZM73 39V38H72ZM88 39H90V38H88ZM87 39V40H88ZM109 41H108V40ZM117 39V38H116ZM125 39V38H124ZM127 39H129L128 37H127ZM137 39V38H136ZM51 40V41H52ZM59 40V41H60ZM79 40H81V39H79ZM83 40V39H82ZM98 40V39H97ZM134 40V39H133ZM141 39H138L137 41H140ZM149 40H152L151 38L149 39ZM12 41V40H11ZM71 41V40H70ZM70 41L68 40L67 42L68 43H70ZM78 41V40H77ZM121 41V40H120ZM125 41V40H124ZM131 41V40H130ZM82 42V41H81ZM92 42V41H91ZM112 42H115V43H113L112 44ZM116 42H117V44H118V46L116 47L115 45H117L116 44ZM122 42V41H121ZM150 42V43H149ZM206 42L208 43V44H212V45H214V46H212V48H210L209 46L211 45H207L206 44ZM210 42V43H209ZM235 42H238V45L239 44H243L244 46H246L245 47V49L244 50H239V49H237V50H235L234 52H232V50L230 49V46H233L232 45V43H234L235 44ZM66 43V41L64 42L63 41V44H65ZM68 43H66V44H68ZM71 43L74 45L75 43H73L72 41H71ZM71 43L69 44V46L68 45H66L65 44V46H67V48L68 47H70V45H71ZM202 43V44H201ZM39 44V43H38ZM54 44V43H53ZM56 45L55 46H57L58 47V49L57 48H55V46H54V48L55 49H57V50H59V51H55V49L52 47V49H54V51L56 52L55 54H56V56L54 55V57H55V59L56 60H65V64H63V65H65V67H70V63H68V66H66L67 64H66V61H68V62H70V60L71 59H73L74 58V56H75V53L76 52H74L75 50H78V49H76L75 47H72V49L71 50H74V51H70V49H67L66 47V50H68V51H70V52H72V53H70V52H68V51H63L62 50V48H60L59 46L61 45L60 44V42L58 43H55ZM60 44V45H59ZM83 44V46H84V43H82ZM115 44V45H114ZM41 45V44H40ZM48 45V44H47ZM52 45V44H51ZM88 45V44H87ZM130 45V46H129ZM38 47V45H35V47ZM49 46V45H48ZM62 46V45H61ZM75 46H77V45H75ZM95 46V44H93V47ZM98 46V45H97ZM96 46V47H97ZM100 46V45H99ZM202 46H204V47H207L206 49L208 50L209 48V51L207 52V50L204 48V47H202ZM41 47V46H40ZM238 47V46H237ZM237 47H235V45H234V48L233 49H236ZM26 48H28L27 46H26ZM45 48V47H44ZM43 48V49H44ZM60 48V49H59ZM78 48H80V47H78ZM95 48V47H94ZM93 48V49H94ZM99 48V47H98ZM120 48V49H119ZM204 48V49H203ZM256 48H258V50L256 49ZM259 48H260V51H261V53H257L258 54V57L259 58H261V60H262V58H263V62L262 61H259V59H258V63L260 64H258L259 66H260V68H259V66L258 65H256L255 63H256V59H257V54L255 55L256 57L253 59L252 58V63H251V65L252 66H250V63H248L247 65L246 64H244V63H242L241 65L239 64L238 65V67L236 66H233V65H224V61L226 60L225 59V56H227V58L228 57H230V56H235V55H239L240 54V52H244V53H248V52H245V51H247V50H252V52H250L249 51V53H251V54H249V56L251 55V56H253V54L256 52V51H254V53H253V50L255 49V50H257L258 52H260L259 51ZM35 49V48H34ZM42 49V48H41ZM46 49H48V48H46ZM63 49H64V47H63ZM117 49V50H116ZM27 50V49H26ZM25 49H24V51H26ZM38 49H36L35 51H37ZM40 50V49H39ZM38 50V51H39ZM62 50V51H61ZM83 50V49H82ZM121 50V52H118V51H120ZM205 50H206V52H207V55L208 54H210V53H212L211 54V57H207L206 55H203L204 57H205V59L203 60V61H199L200 60V58H202V54L204 53V54H206V52H205ZM263 50H264V48H263ZM28 51V50H27ZM31 51V50H30ZM35 51H34V53H35ZM42 51V50H41ZM46 52H50V51H48V50H45ZM200 51H203V53L201 54V52ZM29 52V51H28ZM33 51H31V53L30 54H34V53H32ZM40 52V51H39ZM61 54V55H59V53ZM68 52V53H67ZM103 52V53H102ZM200 53V55H198V62L200 63L201 62V65L199 64V66L200 67H198V70H197V68H196V66H194V63H193V61H196V60H193V59H195L196 58V56H197V53ZM25 53V52H24ZM43 53V52H42ZM57 53H58V55H57ZM62 53L64 54L63 55V57H62ZM128 53L130 54V55H128ZM253 53V54H252ZM29 54V53H28ZM27 54V55H28ZM46 54V53H45ZM50 55H53V53H49ZM71 54H72V56H71ZM78 54H79V52H78ZM247 54V55H248ZM261 54V55H260ZM263 54V55H262ZM24 55H26V53L24 54ZM23 55V56H24ZM37 55H38V53H37ZM47 55V54H46ZM74 55V56H73ZM76 55H77V53H76ZM86 55V54H85ZM89 55V54H88ZM246 55V58H248V56ZM58 56V57H57ZM59 56H61V57H59ZM25 57V56H24ZM35 57H37V56H35ZM47 57H48V55H47ZM53 57V58H54ZM254 57V56H253ZM29 58H31V57H29ZM45 58V57H44ZM60 58V59H59ZM26 59V58H25ZM32 59V58H31ZM46 59H49V58H46ZM214 59V60H213ZM251 59V58H250ZM249 59V60H250ZM51 60H53L52 59V56H51ZM254 60V61H253ZM48 61V60H47ZM192 61V62H191ZM197 61L195 62V65L197 64ZM213 61H217L216 63L218 64L219 63V65L221 64V69H219V67H218V69L220 70L219 71V73H220V77L221 78H219L217 75L219 74V73H217V72H214L215 73V75H214V77H213V74L214 73H212L213 71H216V70H214V68L215 67H213V69L211 68V70H213V71H209V69H208V71L207 72H205L206 71V69H207V67H206V69H205V71L203 70L205 67H204V65H202V64H204V63H207V65H209L210 66V64H211V62L213 63V66H215V62H213ZM50 62V63H49ZM48 63H49V66L52 68V67H54V66H51L52 65V62L51 61H49ZM60 62V61H59ZM59 62H55V60L53 61V64H55L56 63V66H57V68H56V73H57V69H58V71H59V69H60V66H61V64H59ZM253 62H255L254 64L256 65L255 67L257 68V69H255V68H253L254 67V65H253ZM261 62H262V67H261ZM23 63H25V62H23ZM29 63V62H28ZM45 62L43 61V64H44ZM191 63H193V64H191ZM208 63H210V64H208ZM247 63V62H246ZM246 65V66H243L242 67V65ZM38 65V64H37ZM40 65V64H39ZM42 65V64H41ZM45 65V64H44ZM46 65H47V63H46ZM250 66V68H249V66ZM22 66V65H21ZM55 66V67H56ZM198 66V65H197ZM218 66V65H217ZM240 66V67H239ZM258 66V67H257ZM23 67L24 66H22V69H23ZM63 67V70L65 69V67L64 66H62ZM210 67H212V64H211V66ZM245 67H248L250 70H251V72H252V69H253V73L251 74L250 73V71L247 69V68H245ZM25 68V67H24ZM46 67H44V69H45ZM50 68V69H51ZM83 68V67H82ZM196 68V69H195ZM209 68V67H208ZM18 69V68H17ZM20 69L21 68H19L18 70H19V72H20ZM40 69V68H39ZM48 69V68H47ZM55 69V68H54ZM62 69V68H61ZM216 69V68H215ZM255 69V70H254ZM26 70H27V68H26ZM52 70V69H51ZM63 70H61L62 71V74L64 75V71ZM48 71V70H47ZM61 71H60V73H61ZM66 71H67V69H66ZM245 71H249V74H251V75H249L250 76V79L249 78H247L248 76H247V74L248 73H245ZM257 71H256V74H257ZM19 72H17V73H19ZM141 72H142V74H141ZM203 72H205V73H207L206 74V78H207V80H205V79H203V75L205 74V73H203ZM211 72V73H210ZM21 73H22V71H21ZM67 73V72H66ZM141 75H140V74ZM202 73H203V75H202ZM86 74V73H85ZM212 74V75H211ZM262 74H264V73H262ZM57 75H59V74H57ZM62 75V77H64ZM83 75V74H82ZM209 75H211V76H209V77H211V79L208 77ZM255 75V74H254ZM258 77V80L260 81H262V77L264 78V75H262V77ZM22 77V76H21ZM20 77V78H21ZM64 77V78H65ZM73 77V76H72ZM78 77V76H77ZM76 77V78H77ZM140 77H142L141 78V80H143V81H141V80H139V81H141L143 84V88H141L140 89V86H141V82H139L138 81V78L140 79ZM217 77V78H216ZM56 78V77H55ZM79 78V77H78ZM143 78H145V79H143ZM212 78L215 80V79H218L219 81V83L218 84H216V88H215V85L213 84V81H212ZM210 81H209V80ZM247 79V80H246ZM249 79V80H248ZM75 80V81H74ZM203 80H205V82L203 81ZM264 80V79H263ZM118 81V82H117ZM139 82V86H138V82ZM212 81V82H211ZM250 83L249 85H248V82ZM260 81V82H261ZM180 82L182 83V86L179 88L178 86L180 85ZM205 83V84H204ZM208 83L210 84H212V85H214V87H212L213 88V90H216L214 93H215V95H214V93L212 94V92H213V90H212V88H210L211 90H212V92L211 91H209L210 89H208V87H209V85H208ZM221 83V84H220ZM262 84H264V81L263 82H261ZM127 84V85H128ZM159 84H164V86L160 89L159 87H160V85ZM210 84V85H211ZM219 84H220V86L222 85L223 87H218L219 86ZM132 85H134V87L132 86ZM152 85V86H151ZM187 85H188V87H190V89H188L187 90ZM206 85H208V86H206ZM218 85V86H217ZM159 86V87H158ZM211 87V86H210ZM250 87V88H249ZM157 88H159V89H157ZM217 88L219 89L220 88V90H218L217 91ZM222 88H225L226 90H223ZM231 90L233 93H234V90L236 91L237 90V92L241 95V96H239V94L236 92V94L234 93H231V91L229 92H226L227 90ZM252 89V91H250ZM160 90V91H159ZM223 91V92H222ZM251 93H250V92ZM108 93V92H107ZM183 93V95L185 96H187V102H188V107H187V109H184V108H182V109H180L179 107H178V105H177V95L178 94H182ZM203 95L204 94V97H202V99L203 98H210V97H207V96H212V95H214L215 97L214 98H210V99H208V101H206L207 99H203L202 101L204 102V103H199L198 101H200L201 102V98L200 99H197V98H199L197 95ZM219 93H221V94H219ZM225 93V94H224ZM255 95V96H258V94H260L259 96H261V99H260V101H258L257 100V98L258 97H254L256 100H254L253 99V97H252V99H251V95ZM197 94V95H196ZM216 94L218 95V97L220 96V95H223L224 96V98L226 99L227 97H226V95L227 94H229V96H228V98L227 99H230V100H225L224 98H223V96H221V97H216ZM232 94H233V97L236 99V96L238 97V99H239V97H241L239 100H236L238 103H240V104H238L237 102H236V104H235V99H232ZM61 95H62V93H61ZM93 95V94H92ZM207 95V96H206ZM236 95V96H235ZM252 95V96H253ZM63 96V95H62ZM62 96H61V98H62ZM185 96V97H186ZM197 96V97H196ZM231 96V98H229ZM245 96V97H244ZM60 98V99H61ZM118 98H120V97H118ZM216 98H218L219 99V101H217L218 99H216ZM244 98H246V99H244ZM111 99V100H110ZM128 99V102L130 101ZM194 99H196V100H194ZM215 99V100H214ZM231 99H232V101H231ZM120 100V99H119ZM133 100V101H134ZM195 101L193 104H200V105H198L199 107L201 106L202 107V109L201 110H199V108H197L198 106H196V105H193L192 104V102L193 101ZM198 100V101H197ZM206 101V103L207 104H205V101ZM211 100V101H210ZM222 100V101H221ZM225 100V102L226 103H228L229 105L227 106V104L225 103V102H223ZM70 101V102H71ZM116 101V100H115ZM137 101H134V102H137ZM220 101L222 102V104L220 103ZM229 101V102H228ZM234 101V102H233ZM256 101V102H255ZM262 101V102H263ZM262 102H260V103H262ZM104 103V102H103ZM116 103V102H115ZM259 103V104H260ZM113 104V103H112ZM208 105L206 108L207 109H209V105L211 104V107L212 106H214V107H212V109H211V107H210V109H209V112H208V110H204L205 109V106L204 105ZM203 105V106H202ZM227 107H226V106ZM138 106H140L139 104H138ZM137 106V107H138ZM143 107V106H142ZM200 107V108H201ZM145 108V107H144ZM143 108V109H144ZM214 108V109H213ZM138 109V108H137ZM131 110V109H130ZM200 111H202V112H200ZM204 111V112H203ZM214 111H215V113H214ZM217 111L219 112V113H217ZM131 112V111H130ZM210 112H213L214 114H216V116L214 115V117H218V116H220L219 118H214V119H216L217 121H218V123L217 122H215L214 121V119L212 118L213 116L211 115V118H210ZM223 112V111H222ZM135 113V112H134ZM207 113H209V114H207ZM80 114H81V116H80ZM147 114V115H146ZM206 114V115H205ZM212 114V113H211ZM134 115V116H135ZM218 115V116H217ZM85 116V117H84ZM118 116V115H117ZM126 117V116H125ZM224 117V116H223ZM227 117H226V120H227V122H228V120L229 119H227ZM209 119H211V120H209ZM219 119V120H218ZM235 118H233V120H234ZM126 121H127V119H125ZM213 120V121H212ZM226 120H224V122H223V124L226 122ZM76 121L78 122V124L76 123ZM131 121V120H130ZM223 121V120H222ZM241 121V120H240ZM214 122V123H213ZM236 122V121H235ZM235 122H233V123H235ZM105 123V124H104ZM217 123V124H216ZM232 123V122H231ZM239 123V122H238ZM244 123H246V122H244ZM243 123V124H244ZM127 124V123H126ZM213 124H216V126L215 125H213ZM242 124V125H243ZM253 124H251V127L250 128H253L252 126H253ZM67 125V126H68ZM123 125H124V123H123ZM122 125V126H123ZM221 125V124H220ZM226 126H227V124H225ZM237 123H236V128H239L240 129V127H239V125H238V127H237ZM245 126H246V124H245ZM225 127V126H224ZM234 127V126H233ZM106 128V127H105ZM235 128V129H236ZM243 128V130H244V127H242ZM257 128H256V130H257ZM261 128L260 129H258L259 131L261 130ZM63 129H65V130H63ZM226 129H227V127H226ZM228 130V129H227ZM237 130V129H236ZM243 130H241L242 132H243ZM255 130V129H254ZM258 130H257V132H258ZM230 131V133H232L231 132V130H229ZM245 131V130H244ZM223 132L225 133L226 132V130L224 131L223 130ZM249 131H247V133H248ZM251 132H253V129L251 130ZM111 133V134H110ZM223 133V134H224ZM229 133V134H230ZM245 133V132H244ZM243 133V134H244ZM255 133V132H254ZM253 133V134H254ZM262 133H264V131H262ZM218 134H219V131H218ZM222 134V133H221ZM220 134V135H221ZM222 134V135H223ZM228 134V133H227ZM227 134H225L226 136H227ZM250 134V132L248 133V136H250L249 135ZM258 134V133H257ZM219 135V136H220ZM231 135V134H230ZM262 135H264V134H262ZM61 136V135H60ZM90 136V137H91ZM224 136V135H223ZM223 136L221 137V138H223ZM238 136V135H237ZM244 136V135H243ZM243 136H241V137H243ZM257 136H259V135H257ZM261 136V135H260ZM218 137V136H217ZM254 137H256V136H254ZM220 138V137H219ZM229 138V137H228ZM248 138H250V137H247V139ZM258 138V137H257ZM140 139H141V144H140ZM226 139V138H225ZM235 139V138H234ZM246 139V138H245ZM252 139H254V138H252ZM263 139H264V137H263ZM94 140V141H95ZM229 140V139H228ZM250 141H249V143L251 142V138L249 139ZM254 140H256V138L254 139ZM253 140V141H254ZM93 141V140H92ZM235 141V140H234ZM212 142V143H211ZM241 142H242V140H241ZM248 142V141H247ZM255 142H258V139L255 141ZM138 143L140 144V146H139V148L138 149H136V150H134V151H132V149L136 146V144L138 145ZM221 143V142H220ZM229 143V142H228ZM235 143V142H234ZM243 143V142H242ZM241 143V144H242ZM254 143V142H253ZM260 143H262V141H260ZM263 143H264V141H263ZM236 144V143H235ZM240 144V145H241ZM246 144V143H245ZM256 144V143H255ZM254 144V145H255ZM258 144V143H257ZM72 145V144H71ZM70 145V146H71ZM213 147H212V146ZM224 145V144H223ZM227 145V144H226ZM234 145V144H233ZM239 145V146H240ZM251 145V144H250ZM105 146V147H106ZM225 146V145H224ZM230 146V145H229ZM246 146V145H245ZM258 146V145H257ZM256 146V147H257ZM259 146H260V149H261V144H259ZM72 148H73V146H71ZM222 147V146H221ZM231 147V146H230ZM230 147H227V148H229L230 149ZM236 147H237V145H236ZM247 147V146H246ZM252 147V145L250 146V149H252L251 148ZM255 147V146H254ZM262 147H264V144H263V146ZM225 147H223V149H224ZM241 148V147H240ZM243 148V150H241V151H244V146L242 147ZM71 149V148H70ZM214 149H213V151H214ZM220 148L218 147L217 148V150H219ZM254 149V148H253ZM258 149V148H257ZM256 148H255V150H257ZM259 149V150H260ZM217 150H215V151H217ZM228 150V149H227ZM234 150V149H233ZM254 150V152H256ZM262 150V149H261ZM69 151V150H68ZM131 151H132V153H131ZM225 151H226V149H225ZM230 151V150H229ZM232 151V150H231ZM237 151V150H236ZM246 151H248L247 149H246ZM245 151V152H246ZM250 151H252V150H250ZM224 152V151H223ZM234 152H235V150H234ZM260 152V151H259ZM259 152H257L256 153V155L259 153ZM262 152V151H261ZM216 153V152H215ZM220 153V152H219ZM239 153H241V155H245V156H247L246 154H242L243 152H239ZM214 154V152H212V154L210 153V154H207L208 156H212ZM262 154H263V156H264V151L262 152ZM262 154H259V155H262ZM64 155V156H63ZM63 155H62V158L64 157H66L67 155H66V153H63ZM69 155L74 159V160H76L77 161V159H78V153H76V151H73L72 149L70 150V152H69ZM130 155V161L126 164L125 162L128 160V156ZM214 157H215V155H213ZM251 157H253V155L251 154L250 155ZM262 157V156H261ZM61 158V159H62ZM141 158L142 159H146L145 161L147 162V165L145 166L146 168L143 170V169H140V160H141ZM246 158H249V157H246ZM256 158V157H255ZM255 158H253V159H255ZM264 158V157H263ZM68 159V158H67ZM66 159V160H67ZM242 159H244V157L242 156ZM261 160V158H260V156L258 157V160ZM64 160V159H63ZM69 161V160H68ZM68 161H63L62 163V165L63 166H67L69 163H67ZM64 162H66V163H64ZM256 162H257V160H256ZM260 162H263V159L261 160V161H259V162H257V163H259V167L261 168V170L263 171V169H262V167H261V165H260ZM125 163V166H123V164ZM256 163V164H257ZM166 164V165H165ZM228 164V163H227ZM164 165H165V167H164ZM232 165V164H231ZM230 165V166H231ZM258 165V164H257ZM256 165V166H257ZM264 165V164H263ZM228 166H229V164H228ZM264 167V166H263ZM204 169V168H203ZM209 170V169H208ZM256 170V169H255ZM259 170V169H258ZM48 172H49V175H50V177L52 176L53 178V180H54V178L55 177H57V171H56V168L54 169V167L52 166V167H49L48 168ZM260 172L261 171H259V175H261L260 174ZM164 174V175H166V176H161V174ZM210 173V172H209ZM262 173V172H261ZM203 175V174H202ZM257 175V174H256ZM255 175V176H256ZM263 175V174H262ZM254 176V177H255ZM79 177V176H78ZM81 177V176H80ZM246 177H248V176H246ZM71 178V177H70ZM251 177H249V179H250ZM259 178H260V176H259ZM81 179H82V177H81ZM203 180V179H202ZM247 180V179H246ZM264 180V179H263ZM261 178H260V180H256V181H263ZM94 181H96V183H94ZM243 181V180H242ZM254 182V181H253ZM243 183H244V181H243ZM262 183H264V182H262ZM51 184H53V183H51ZM161 184V183H160ZM239 184V183H238ZM237 184V185H238ZM159 185V184H158ZM158 185H156L155 186V188H157V187H159ZM162 185V184H161ZM164 185V186H165ZM75 186H77L78 187V189H77V191H76V194L75 195H73V193H72V191H73V188L75 187ZM232 186H233V183H232ZM242 186V184L240 185V187ZM262 186V185H261ZM264 186V185H263ZM162 187V186H161ZM161 187H160V190H158L159 188H157V189H153L152 191H148V192H144L143 193V191H142V193H143V195L141 196V200L139 199V201H140V207L141 206H143V203H144V201L143 200H147L148 202V206H151V208H152V205L154 204V203H156V201H155V199L157 198V195L159 194V193H161L162 194V192H163V194L162 195H164V197H165V194H164V189H166V188H164L163 189V191L161 192ZM166 187V186H165ZM239 187V186H238ZM238 187H236V188H238ZM152 188H154V187H150V189H152ZM256 188V187H255ZM261 188V187H260ZM229 189H231V186L229 187ZM257 189V188H256ZM53 190V189H52ZM231 190H233V189H231ZM166 191V190H165ZM53 191H51V193H52ZM141 192V191H140ZM60 193H55V195H54V197H56V196H58ZM136 193V192H135ZM134 193V194H135ZM139 193V192H138ZM142 193H140V194H142ZM166 193V192H165ZM41 194V193H40ZM139 194V195H140ZM160 194V195H161ZM246 194V193H245ZM263 194V193H262ZM243 195H244V193L241 195V194H238V195H235V196H238L237 198H239V200H237V198L235 197V196H231L230 198L231 199H228V200H230V203L233 205L232 206V208L234 207V209H236L235 207L237 206V205H239V206H237V208L239 207V210L240 211H238V212H240L239 214H241V211H246V210H244V209H246L245 207L242 209L241 207H243L245 204H243L244 203V201H242L243 203H241V201H240V197H243ZM247 195V194H246ZM135 196H137V193H136V195H134V198H135ZM236 199H235V198ZM57 198V197H56ZM245 198H247V196L245 197ZM250 198V197H249ZM251 198H253V197H251ZM161 199H163V197L161 198ZM232 199L234 200V201H232ZM244 199V198H243ZM248 199V198H247ZM263 199V198H262ZM261 199V200H262ZM40 200H42V198H41V196H39L38 198H37V202L39 201L40 202ZM159 199L157 198V201H158ZM227 200V199H226ZM227 200V201H228ZM244 200H246V199H244ZM249 200L250 199H248V205L250 204V202H249ZM232 201V202H231ZM236 201V202H235ZM36 202V201H35ZM35 202H33V203H31L29 206H27L26 207V209H27V211H26V216L28 217V219L30 220V221H32L33 220V218H34V215H35V213H34V211H35ZM237 202H240V204L239 203H237ZM246 202V201H245ZM246 202V203H247ZM252 202V201H251ZM157 203H159V202H157ZM221 204L223 203V202H220ZM220 203H218V204H216V203H213V205H215L216 204V206L218 207H214V210L215 209H217L218 211L221 209L222 210V208L221 207H223L225 210H222V212L223 211H227L228 212V210H226V208H228L230 205L228 204L229 202H227V206L228 207H226L225 206V204L223 205L222 204V206H220L221 204ZM234 203H235V205H234ZM237 203V204H236ZM137 204H139V202H137ZM220 204V205H219ZM243 204V205H242ZM156 205V204H155ZM155 205H153L154 207H155ZM240 205H242V206H240ZM258 205V204H257ZM247 206V205H246ZM251 206V205H250ZM261 206V205H260ZM59 207V206H58ZM135 207H137V206H135ZM135 207H134V210H135ZM138 207H139V205H138ZM145 207H147V206H145ZM153 207V208H154ZM142 208V207H141ZM141 208H140V210H141ZM171 208V209H170ZM229 208H231V207H229ZM137 209H139V208H137ZM147 209V208H146ZM242 209V210H241ZM216 210V211H217ZM220 210V211H221ZM238 210V209H237ZM202 211H204V209L202 210ZM215 211V212H216ZM217 211V212H218ZM229 211H230V209H229ZM234 210L232 209L231 210V212H229V213H234L233 212ZM101 212V213H102ZM216 212V213H217ZM221 212V213H222ZM237 212V211H236ZM262 212H263V210H262ZM262 212H260V213H262ZM136 213V212H135ZM215 213V215H214V217L215 216H217V218L215 219L214 217H213V219H215V220H223L222 219V217H220V216H222V214H224V213H222L220 216L219 215H217ZM100 214V213H99ZM205 214V213H204ZM218 214H220V212L218 213ZM230 214V216H231V218H229L228 219V221L229 220H232V218H233V215H231ZM243 214H245V213H243ZM167 215V216H166ZM207 215V214H206ZM246 215V214H245ZM141 216V215H140ZM170 216V217H171ZM223 216H225V218H226V216L227 215H223ZM242 216V215H241ZM169 217V218H170ZM204 217L206 218V216L204 215ZM26 218V217H25ZM168 218V217H167ZM168 218V219H169ZM258 218V217H257ZM256 218V219H257ZM165 219V218H164ZM167 219V220H168ZM68 220H70V219H68ZM67 220V221H68ZM236 220H237V218H236ZM260 220V219H259ZM85 221V222H86ZM140 221V220H139ZM224 221V220H223ZM262 221V219L260 220V221H258V223L260 222V223H262L261 222ZM6 222V224H7V227L11 224L10 223V221L9 220H6L5 221ZM141 222V221H140ZM217 222V221H216ZM245 222H248V220L247 221H245ZM168 223H170V222H168ZM221 223V222H220ZM228 223V222H227ZM231 224L233 223V222H230ZM147 224H148V222H147ZM163 224V223H162ZM164 224H166V222L164 223ZM180 224V223H179ZM237 224V223H236ZM240 224H242V223H240ZM239 224V225H240ZM243 224H244V221H243ZM84 225V224H83ZM87 225V224H86ZM137 225H138V222H137ZM142 225H143V223H142ZM149 225V224H148ZM160 225V224H159ZM210 226H211V224H209ZM219 224L217 223L216 225H215V223H214V226L213 227H211V232H213V230L214 229H216V230H214V232H216V235H217V237H219V235L221 234H223V233H221V232H223V230L221 231V232H219L218 230H217V226H218ZM245 225H247V224H245ZM245 225L243 226V225H241L242 227V231H243V228L245 227ZM264 225V224H263ZM144 226H145V223H144ZM161 226V225H160ZM221 227H222V225H220ZM230 226V225H229ZM232 226V225H231ZM231 226L229 227V229H231ZM262 226V225H261ZM58 227V226H57ZM163 227V226H162ZM178 227V226H177ZM235 227V226H234ZM238 227V226H237ZM263 227V226H262ZM79 228V227H78ZM165 228V227H164ZM208 227L206 226V225H204V224H202V226H201V228H200V225H198V226H196V231H195V233L194 232H192L191 230H181V231H179L180 229H181V227L179 228V230L177 229V231H179V232H177L176 233V235H175V232H172V233H174V234H169V233H167V234H169V235H172V237L170 238L169 236V240H171V244L172 243H174L173 245H171V247H173L174 248V256L175 255H179L178 254V252H180V251H182L181 250V245H179L181 242H185V244L186 245H188V246H190V244L192 243V244H194V243H196V245H198V244H200L201 243V240H202V238L204 237V230L205 229H207ZM66 229V228H65ZM202 229H203V232H202ZM224 229V228H223ZM226 229V228H225ZM228 229V228H227ZM226 229V230H227ZM232 229H233V227H232ZM239 229V228H238ZM246 229V230H245ZM244 229V233H247V232H249V229L246 227ZM247 229H248V231H247ZM61 230H63V229H61ZM88 230H87V232H88ZM221 230V229H220ZM225 230V231H226ZM83 231V230H82ZM166 231V230H165ZM175 231V230H174ZM218 231V232H217ZM245 231H247V232H245ZM260 231H262V230H260ZM85 232V231H84ZM157 232V231H156ZM158 232H159V229H158ZM160 232H161V229H160ZM227 232V231H226ZM226 232H224V233H226ZM218 233H220V234H218ZM260 233H262V232H259V233H254L255 234V237H253L254 238V242L252 241V244L250 243L249 244V242H248V247H250L251 248V246H253V245H255V243H256V240H257V238L258 237H260L259 238V240H257V246L255 245V246H253L252 248H257L258 246H260V247H262V245L264 244V242L261 240V238H263L262 236H264V233H262L263 235L262 236H259L260 235ZM82 234V233H81ZM88 235H84V234H82L81 235V237L80 236H77L76 235V232H74V230H63V231H61V233H60V237H62L63 238V240H62V242H64V243H66V242H73L74 240L77 242V241H82L83 243L85 242V243H87L89 246L90 245H92L93 243L95 244L96 242L99 244L101 241L100 240H98V241H96L97 239H98V237H97V239H94V238H91L89 235H91L90 233H87ZM182 234V236H180ZM212 234H214V233H212ZM248 234V233H247ZM253 234V233H252ZM259 234V235H258ZM84 235V236H83ZM159 235L160 236H162V235H164L163 233L162 234H160L159 233ZM258 235V236H257ZM157 237H159V238H161L160 236H158V235H156ZM181 237L182 238V240H184V241H182L181 240V238H179V240H180V242H179V240H178V238L177 237ZM59 237V236H58ZM157 237L155 238V240L156 241H159V240H157ZM166 237H167V235H166ZM168 237H167V240H168ZM176 237V240H178V245L180 246H177V241H175L174 240V238ZM184 237V238H183ZM257 237V238H256ZM96 238V237H95ZM172 238H173V240H172ZM219 238H221V236L219 237ZM223 238H224V235L222 236V242H224L225 244H222L223 245V247H225L226 245H227V241L225 242V241H223ZM154 240V241H155ZM161 240L163 241V242H167L166 241V238H165V236H164V238H161ZM159 241V242H156V243H160V242H162V241ZM165 240V241H164ZM169 240H168V242H169ZM263 240H264V238H263ZM80 241V242H81ZM196 241H198V243L196 242ZM203 241V240H202ZM258 241L259 242H261L260 244H262V242H263V244L262 245H259V243H258ZM194 242V243H193ZM251 242V241H250ZM96 243V244H97ZM254 243V244H253ZM149 243H147V245H148ZM175 244H176V246H175ZM153 245V244H152ZM184 245V244H183ZM151 246V245H150ZM188 246H186L187 248H188ZM229 246V245H228ZM228 246H226V248H228ZM264 246V245H263ZM148 247V246H147ZM177 247H179V248H177ZM184 247H185V245H184ZM183 247V248H184ZM259 247V249L261 250V252H262V250L263 249H261ZM142 248V247H141ZM146 248V247H145ZM149 248V247H148ZM225 248V249H226ZM263 248V247H262ZM144 249V248H143ZM156 249V248H155ZM141 250V249H140ZM184 250V249H183ZM255 250L256 249H254V252H255ZM136 251H139V250H136ZM136 251H134L133 253H137ZM144 251V253H145V251L146 250H143ZM142 251V252H143ZM152 251V250H151ZM178 251V252H177ZM227 250H224V252H226ZM258 251V249L256 250V252ZM264 251V250H263ZM149 252V251H148ZM147 252V253H148ZM153 252V251H152ZM155 252V251H154ZM158 253H157V262H158V264H160L161 263V261H162V258H161V256L160 255H162V254H165L166 252L164 251V250H162V251H157ZM255 252V253H256ZM141 253V252H140ZM209 252H207V253H203L202 254V258H201V261H202V263L203 264H214L216 261H214L216 258H215V255L213 254H208ZM142 254V253H141ZM151 254V253H150ZM131 255V254H130ZM138 255V254H137ZM144 255V254H143ZM154 256L156 255V254H153ZM153 255H150V256H141V258L142 259H144L143 261H144V263L145 264H149V260H150V257L151 256H153ZM214 256V257H213ZM136 257V256H135ZM138 257H139V255H138ZM131 258V257H130ZM213 258V259H212ZM217 260V259H216ZM214 262V263H213ZM151 264V263H150ZM216 264H217V262H216ZM219 264H221V263H219Z\"/></svg>", "mask_w": 264, "mask_h": 264}]
</instances>
